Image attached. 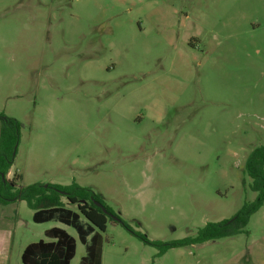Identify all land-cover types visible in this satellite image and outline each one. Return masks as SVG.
Listing matches in <instances>:
<instances>
[{"label": "rangeland", "instance_id": "obj_1", "mask_svg": "<svg viewBox=\"0 0 264 264\" xmlns=\"http://www.w3.org/2000/svg\"><path fill=\"white\" fill-rule=\"evenodd\" d=\"M0 114L22 125L17 188L75 183L149 241L194 238L256 198L264 0H0ZM32 215L0 205V264L53 227L78 264L76 231ZM244 230L158 255L108 220L101 264H264V204Z\"/></svg>", "mask_w": 264, "mask_h": 264}, {"label": "trees", "instance_id": "obj_2", "mask_svg": "<svg viewBox=\"0 0 264 264\" xmlns=\"http://www.w3.org/2000/svg\"><path fill=\"white\" fill-rule=\"evenodd\" d=\"M21 128L22 125L17 120L0 114V205L25 201L33 211V223L55 221L74 229L79 242L85 247V255L78 264H101L102 233L105 232L108 220L120 223L146 245L157 248L158 255H162L170 248L198 245L244 233L250 217L264 204L263 145L255 148L245 162V173L251 180L250 189L256 194L253 202L244 204L229 220L207 223L194 238L170 243L149 241L122 222L105 205L102 196L90 188H82L75 183L69 186L32 184L17 188V181L21 178L19 175H15L10 181L6 180L5 176L13 164L14 148L19 141ZM61 198H64L67 204L75 206V210L66 207ZM81 218H84L86 223H82ZM44 236L47 241L40 240L24 248L20 257L21 264H70L76 253L75 239L65 230L56 227L46 230Z\"/></svg>", "mask_w": 264, "mask_h": 264}, {"label": "water", "instance_id": "obj_3", "mask_svg": "<svg viewBox=\"0 0 264 264\" xmlns=\"http://www.w3.org/2000/svg\"><path fill=\"white\" fill-rule=\"evenodd\" d=\"M16 148V147H15ZM15 148H14V153H15ZM14 155V154H13ZM83 203V202H82ZM97 206L98 207H100L102 210H103V212H106L103 208H102V206L101 205H99V204H97ZM112 217V216H111ZM115 221L117 220L116 218H114V217H112Z\"/></svg>", "mask_w": 264, "mask_h": 264}]
</instances>
